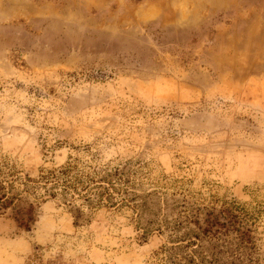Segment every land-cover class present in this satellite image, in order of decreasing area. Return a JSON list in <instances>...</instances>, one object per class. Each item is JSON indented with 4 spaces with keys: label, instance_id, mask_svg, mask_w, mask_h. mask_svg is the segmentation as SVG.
Instances as JSON below:
<instances>
[{
    "label": "rangeland",
    "instance_id": "rangeland-1",
    "mask_svg": "<svg viewBox=\"0 0 264 264\" xmlns=\"http://www.w3.org/2000/svg\"><path fill=\"white\" fill-rule=\"evenodd\" d=\"M3 163L0 264H264V0H0ZM68 163L123 203L52 196Z\"/></svg>",
    "mask_w": 264,
    "mask_h": 264
},
{
    "label": "trees",
    "instance_id": "trees-1",
    "mask_svg": "<svg viewBox=\"0 0 264 264\" xmlns=\"http://www.w3.org/2000/svg\"><path fill=\"white\" fill-rule=\"evenodd\" d=\"M8 164L3 163V167L0 166V177H8V181L0 180V211H6L11 206H13L15 200H17L16 195L12 193L13 190V179L17 176L14 174L12 168H7ZM118 170L114 171V175L117 176ZM27 182L36 183L28 177H25ZM39 180L43 182L44 185L53 186L55 192L52 196L56 195V189L58 191L74 197L83 198L87 202H92L95 199L96 205H102L106 207H116L120 203H123L124 199L119 200V202L110 193L114 190V183L109 180L108 173H105L101 169H94L93 175L84 174L77 170L76 166L72 163H68L66 166L59 167L56 170H50L47 172H41ZM50 183V184H49ZM116 194V193H115ZM109 205V206H107ZM79 215H81L79 213ZM214 239L217 236H212ZM194 239H198L197 236H193ZM218 240V238H216ZM194 244V240L188 239V245L184 248L190 247ZM197 246V244L195 245ZM174 250V248H171ZM189 256H180L177 253L171 254L169 256L170 264H219L221 261L217 258V255H226L234 257L236 261H239L237 254L234 251H221L218 250L215 254L205 255L204 253H195ZM250 261V260H248ZM221 264H242V262L235 263L234 260L230 263L221 262ZM246 264V263H245Z\"/></svg>",
    "mask_w": 264,
    "mask_h": 264
}]
</instances>
